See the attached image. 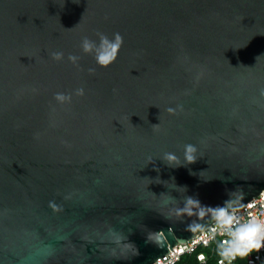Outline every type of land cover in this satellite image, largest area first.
Masks as SVG:
<instances>
[{"label": "water", "instance_id": "95a60500", "mask_svg": "<svg viewBox=\"0 0 264 264\" xmlns=\"http://www.w3.org/2000/svg\"><path fill=\"white\" fill-rule=\"evenodd\" d=\"M97 32L124 38L107 68L80 47ZM262 90L264 0H0V264H152L195 235L184 195L246 203ZM186 144L195 163L161 159Z\"/></svg>", "mask_w": 264, "mask_h": 264}, {"label": "clouds", "instance_id": "9594fccd", "mask_svg": "<svg viewBox=\"0 0 264 264\" xmlns=\"http://www.w3.org/2000/svg\"><path fill=\"white\" fill-rule=\"evenodd\" d=\"M96 35L98 42L85 36L81 40L80 47L83 53L94 57L97 65L107 68L117 60L124 38L119 32L113 33L111 38L101 32H97ZM51 57L53 60L61 61L64 53L52 52ZM79 59L80 57L76 55L68 56V60L74 65H78ZM94 71L95 69H89L90 73ZM74 94L83 96L84 89L78 88ZM72 95V93L57 92L54 99L60 104L71 103ZM261 95L264 96V90L261 91ZM177 108L182 110V106L178 105ZM167 111L175 115L177 109L168 108ZM158 127L159 124L153 125L154 129ZM197 151L195 145L186 144L183 164L180 163V158L171 152L164 153L161 159L170 167L190 165L197 161ZM184 190L186 193L187 189L184 188ZM226 196L227 198L221 204L212 206L203 204L195 196L184 195L182 203L170 211L171 215L177 219L194 218L187 223L186 230L198 234L195 242L202 241L207 246L210 240L219 238L216 245V264H237L238 261L244 260L253 253L264 250V214L254 215L251 212H245V209L251 208L252 205L244 202L242 188L229 190ZM174 200L175 197H172L170 202ZM49 206L54 211H60L54 202H50ZM180 251H183V248ZM197 259L203 261L204 253H201Z\"/></svg>", "mask_w": 264, "mask_h": 264}, {"label": "built area", "instance_id": "2783aa9c", "mask_svg": "<svg viewBox=\"0 0 264 264\" xmlns=\"http://www.w3.org/2000/svg\"><path fill=\"white\" fill-rule=\"evenodd\" d=\"M246 204H251V208L245 209V212H251L254 215L264 214V191L260 192L258 195L246 202ZM198 234L188 238L184 242H177L171 248H168L169 252L166 253L161 258L158 257L153 261L152 264H178L185 257L195 258L201 264L213 261L216 264L217 261V240H210L208 245L205 246L202 241L195 242L197 240ZM183 248V251L180 249ZM204 253L205 259L200 261L197 257ZM237 264H264V250L260 252L253 253L244 260L238 261Z\"/></svg>", "mask_w": 264, "mask_h": 264}, {"label": "trees", "instance_id": "16d2710c", "mask_svg": "<svg viewBox=\"0 0 264 264\" xmlns=\"http://www.w3.org/2000/svg\"><path fill=\"white\" fill-rule=\"evenodd\" d=\"M178 264H201L198 261H196L195 258H184L182 261H180ZM205 264H214L213 261L206 262Z\"/></svg>", "mask_w": 264, "mask_h": 264}]
</instances>
